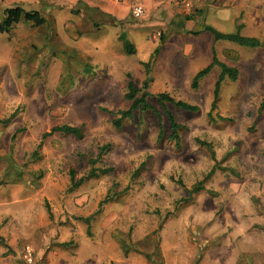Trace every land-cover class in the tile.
<instances>
[{"label":"rangeland","instance_id":"374dc122","mask_svg":"<svg viewBox=\"0 0 264 264\" xmlns=\"http://www.w3.org/2000/svg\"><path fill=\"white\" fill-rule=\"evenodd\" d=\"M94 1L127 14L93 20L91 33L57 32L50 20L0 34V264H246L252 256L250 264H264V48L216 45L219 60L240 76L223 83L211 115L220 69L194 90L195 77L187 79L184 69L197 57L180 53L199 40L214 48L206 26L232 34L241 25L244 36L264 42V0ZM17 4L0 0V19ZM139 5L145 15L136 19ZM83 7L71 14L90 17ZM169 21L188 27L171 42L159 25ZM123 35L136 54H126ZM175 67L184 75L167 81L159 74L173 76ZM129 74L139 89L150 81L151 109L135 110L117 128L111 113L133 104L126 99ZM162 93L200 111L161 104ZM168 113L182 127L179 146ZM61 125L83 126V137L58 134L39 148ZM200 141L212 145L217 161ZM92 169L98 176L88 179Z\"/></svg>","mask_w":264,"mask_h":264},{"label":"trees","instance_id":"16d2710c","mask_svg":"<svg viewBox=\"0 0 264 264\" xmlns=\"http://www.w3.org/2000/svg\"><path fill=\"white\" fill-rule=\"evenodd\" d=\"M22 19H24L26 22H33L34 27H40V26H43L46 24V19L44 17H42L39 13L25 12L21 8L9 9L6 11L5 20L0 21V33H2V34L8 33L13 28V26L19 24L22 21ZM204 31L209 32L214 37V48H213L214 60H213L211 65H209L207 68H205L204 70L197 73V75L195 76V78L192 82V88L194 90H197L200 87L201 82L205 78H207V76L212 72V70L215 67H218L220 69V75L218 77V80L215 84V89H214V100H213V103L211 106V113H210V115H211L212 112L218 108L217 103H218V100L220 97V93H221L223 83L227 79H229L232 82H235L238 80V78L240 76L239 70L237 68H233V67H231L225 63H222L219 60L216 45L219 42H228V43L236 44V45L243 47V48H246V49L256 50V49H263L264 48V42L258 38H255V37L244 36L242 34V26L241 25H239L237 27V31L235 33H232V34L222 33V32L216 30L214 27H211V26H206L204 28ZM121 40L123 41V46H124V49H125V52L127 55L131 56V55L136 54V49H135L134 45L126 38L125 35L121 36ZM155 54L156 55L159 54V50H156ZM144 65H145L146 72L148 75L149 74L148 64H144ZM128 78H129V82L127 85L128 93L126 95V99L129 101H132L133 104L129 110L119 111L117 113H111V115L116 117L114 120V125L117 128L122 127V122L124 120H132L134 118V111L135 110H138L139 108H141L143 112H146V111L151 109V106L146 101L147 98L150 96V93L148 92V90L150 88V81L149 80L145 81L143 83V89H139L130 74L128 75ZM140 94H142L141 97H139ZM158 101L161 104H164L166 102L172 103L178 109L186 111V112L195 113V112L200 111V108L198 106L192 105V104L187 103V102L182 101V100L178 101V100L174 99L173 97H171L167 93L160 94L158 96ZM263 110H264V98H263V101L261 104L260 112H262ZM168 121L170 124L171 139L173 141H175L177 146H179L181 143L180 129L182 127H181V125H179L177 123L174 115L171 113H168ZM2 123H5V122H2ZM58 134L59 135H66V136H73V137L80 139L83 137L84 127L83 126L77 127V126H71V125L56 126L42 136L43 140H42L39 148L43 146V143L47 138L52 137L54 135H58ZM163 138H164V130H163L162 124H160L159 140H162ZM14 139H15V137H13V140ZM200 144L203 146H206L211 151L212 159L214 161H217L216 153L213 150L212 145L204 143L202 141H200ZM110 148H111V146L107 145L101 150V153L99 155V160L102 159L105 152L110 150ZM93 164H94V161H93ZM143 167H144V164H142L141 167L133 173V179L138 177V175L140 174V171ZM216 168H217V165H215V167L208 173V175L206 176V178L203 181L198 182L189 191V194H190L189 200H191V198L195 194H198L204 190L205 182L208 181L211 177H213L215 175ZM112 171H113V168H110V169L103 170L101 173L102 174H109ZM97 176H98V173L96 172V170L92 169V171L90 172V174L88 176V179L94 178ZM80 184H81V181L76 183V186L78 187ZM183 202H188V200H183ZM85 221L90 222V219H86Z\"/></svg>","mask_w":264,"mask_h":264},{"label":"crops","instance_id":"0c3cea01","mask_svg":"<svg viewBox=\"0 0 264 264\" xmlns=\"http://www.w3.org/2000/svg\"><path fill=\"white\" fill-rule=\"evenodd\" d=\"M17 1H18L19 5L17 4L14 6V8H10V9L21 8L25 12L39 13L42 17H44L47 20L46 24H48L50 22V20H52V22L55 25V29L57 32H58V27L61 26V28H62L61 31L64 30V33H66L65 31H67V32L69 31L70 34H72V32L77 33L78 28L79 29L85 28L84 32L91 33L94 31L93 20L94 21H100V22H107L108 20L113 19L114 18L113 16L118 17L119 15H121V17H124V15L126 16V14H127L126 10H120L121 13H119V12L115 11L114 7H110L109 5H107V3L102 4L100 2H95L94 0H77V1L76 0H55L56 5L61 6V8L57 9V11H55V9L51 5L46 4L45 0H17ZM80 3H83L84 9H90L91 8L88 11V12H90L89 13L90 17H85L83 15L82 16H73L71 14L72 13L71 8L74 7L75 5L76 6L80 5ZM157 4H160V3H157ZM48 6L51 7V10L45 11V8H47ZM31 9H32V11H31ZM70 9H71V11H70ZM83 19H85V21H83ZM0 21H3V19L2 20L0 19ZM23 22L30 23L34 27L33 22H26L24 19H22V21L19 24H21ZM19 24L13 26V28L9 32H11L12 30L14 31L15 27L18 26ZM159 25L161 26V28L163 30H165L167 32V36H169L168 42L172 41V38H171L172 35L176 37V36H178V33L182 34V32H185L186 30H188V27L177 28L170 21L165 22V23H159ZM40 27H42V26H40ZM40 27H34V28L39 29ZM0 34H2V33H0ZM151 38L155 43L160 44L157 37L156 36L153 37L152 33H151ZM178 38H181V37L179 36ZM166 44L167 43H165L164 45H166ZM199 45H200V47H198ZM181 47H184V46H181ZM179 49H181V48L179 47ZM180 53L182 55H184V54L189 55L190 54V56L197 57V62L195 61L196 63L194 62L192 65H190L184 69V72H186L185 74H187V79L189 78V76H193V78H194L198 72L207 68L209 65L212 64V62L214 60L213 43L210 46L206 40L205 41L199 40L198 42H196V44L194 46L190 45V46L183 48L180 51ZM201 59H203V60H201ZM175 68H177V69H175ZM175 68H174V73L171 71L173 73V76H166V75H172V74H170L167 69H161V68H159V71H160L159 74L163 75L164 80L167 79V81L170 79H173V77L176 78L177 75L178 76L184 75V73L182 72L183 68H181V69H178V67H175ZM216 68L217 67H215L214 69H216ZM150 78H151V76H150ZM151 80H152V78H151ZM152 82L153 81H151V83ZM174 83L177 84V86L181 84V82H174ZM191 84H192V81H191ZM161 88H163V90L165 89L164 91H166V90L168 91L166 86H163ZM262 222H264V219H262ZM230 239L233 241L232 238H230ZM253 244H254V241H253ZM253 259H254V256L247 259L246 264H250V262H252ZM231 264H233V263H231Z\"/></svg>","mask_w":264,"mask_h":264},{"label":"built area","instance_id":"2783aa9c","mask_svg":"<svg viewBox=\"0 0 264 264\" xmlns=\"http://www.w3.org/2000/svg\"><path fill=\"white\" fill-rule=\"evenodd\" d=\"M116 3H123L124 0H114ZM145 15V8L141 5L136 6L133 10V16L136 19H140Z\"/></svg>","mask_w":264,"mask_h":264}]
</instances>
